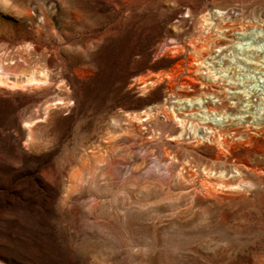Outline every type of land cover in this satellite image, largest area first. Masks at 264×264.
<instances>
[{
    "label": "rangeland",
    "instance_id": "obj_1",
    "mask_svg": "<svg viewBox=\"0 0 264 264\" xmlns=\"http://www.w3.org/2000/svg\"><path fill=\"white\" fill-rule=\"evenodd\" d=\"M222 1L0 0V264H264V133L177 137L182 84L233 91L188 45ZM247 40L239 83L264 97Z\"/></svg>",
    "mask_w": 264,
    "mask_h": 264
},
{
    "label": "bare ground",
    "instance_id": "obj_2",
    "mask_svg": "<svg viewBox=\"0 0 264 264\" xmlns=\"http://www.w3.org/2000/svg\"><path fill=\"white\" fill-rule=\"evenodd\" d=\"M236 1V4H228L225 1L216 2L213 6V10L206 9L202 11L199 15L196 35L190 38L188 44L192 61L196 64L206 63L208 65L207 70L210 73H214L213 79L219 78L225 83L224 85H228L233 91H228L226 86L214 89L213 87L215 86L212 84L203 83V87L207 88V90L201 92L197 96L191 95L190 87L187 84H182L179 93H173L174 98H176L173 101V108L180 110L179 114L182 116V118L177 119L180 121L179 127L181 128L177 137L183 138V136L186 135L184 133L189 124V131L192 137L187 138H196L197 135H199L198 132L201 131L205 134V139L210 140L211 143L217 144L221 149L224 148L225 150L229 147L227 137H230V139L241 137L249 144L253 139V135L251 134L259 136L264 133V118L258 119L252 112L254 101L252 98L257 97L258 101L263 104L264 97L262 94H253L250 96V92L246 90L247 86L245 83L242 85L239 83V76L244 68H241V65H239L235 58L244 61L246 64L252 65L255 69L262 66L260 65L261 61L259 59L258 62L245 60L243 57L240 58L241 56L237 57L233 55L232 51L236 46V48H239L238 50L240 52L246 51L248 55L251 54V57L255 55L254 50L257 49L250 46L247 42L244 44V41H248L247 39L255 37L256 41L261 39L264 40V34L259 35L257 32H249L255 29L264 30V3L255 2L253 0H251L250 4L247 3V0ZM189 11L190 8H188L187 13H190ZM215 16H218L220 19L218 20V24L215 23L216 21L213 22ZM236 40L238 41L236 42ZM247 44L249 46L245 47L244 45ZM240 45H242V47H239ZM169 52L182 53L184 52V48L179 46L175 41ZM249 57L250 56H247V58ZM256 57L259 58V56ZM207 60H209V62H207ZM142 84L143 87L146 86V83L142 82ZM225 92L233 94L236 99L231 98L230 100H237L236 103L226 102L227 95H218V93L222 94ZM231 109L232 111L234 109L235 113H233L234 111L229 112ZM199 110L200 113L203 112L205 114H199ZM211 115H218L220 118L216 117L212 119ZM145 116L149 115L146 114ZM138 119H140L141 122V118ZM226 119L228 120L226 121ZM224 120L225 123L223 122ZM143 121H147V118ZM216 121L219 122L213 124V122ZM199 124H202V126L199 127L201 128L200 130L198 129ZM230 144L232 146V143ZM231 186L238 187L239 184Z\"/></svg>",
    "mask_w": 264,
    "mask_h": 264
}]
</instances>
